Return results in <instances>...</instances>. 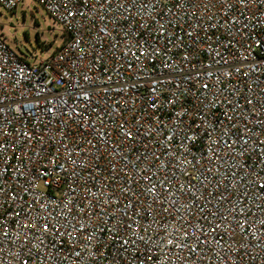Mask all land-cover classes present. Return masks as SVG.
I'll return each instance as SVG.
<instances>
[{
    "label": "built area",
    "instance_id": "2783aa9c",
    "mask_svg": "<svg viewBox=\"0 0 264 264\" xmlns=\"http://www.w3.org/2000/svg\"><path fill=\"white\" fill-rule=\"evenodd\" d=\"M35 1L67 39L0 35V264H264V0Z\"/></svg>",
    "mask_w": 264,
    "mask_h": 264
},
{
    "label": "rangeland",
    "instance_id": "374dc122",
    "mask_svg": "<svg viewBox=\"0 0 264 264\" xmlns=\"http://www.w3.org/2000/svg\"><path fill=\"white\" fill-rule=\"evenodd\" d=\"M0 35L30 63L48 59L67 36L35 0H24L14 11L0 5ZM50 47L43 50L39 43Z\"/></svg>",
    "mask_w": 264,
    "mask_h": 264
},
{
    "label": "trees",
    "instance_id": "16d2710c",
    "mask_svg": "<svg viewBox=\"0 0 264 264\" xmlns=\"http://www.w3.org/2000/svg\"><path fill=\"white\" fill-rule=\"evenodd\" d=\"M65 36H66V34H65ZM65 42H66V41H65ZM39 44H40V46H41V48H42L43 50H49V48H50V47L44 46L43 43H41V42H40ZM60 47H61V46H60ZM60 47H59V48H60ZM59 48H57V49L53 52V54H54ZM53 54H52V55H53Z\"/></svg>",
    "mask_w": 264,
    "mask_h": 264
}]
</instances>
